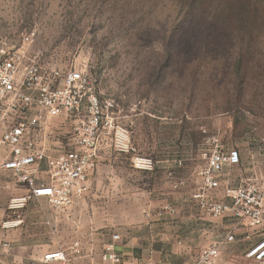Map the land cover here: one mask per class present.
Instances as JSON below:
<instances>
[{
	"label": "rangeland",
	"instance_id": "1",
	"mask_svg": "<svg viewBox=\"0 0 264 264\" xmlns=\"http://www.w3.org/2000/svg\"><path fill=\"white\" fill-rule=\"evenodd\" d=\"M242 4L257 11L245 26L219 17ZM0 38L21 53L22 63L86 75L103 123L112 119L130 132L128 152L104 136L79 214L73 218L66 209L61 232L29 237L47 239V248L64 249L72 260L50 264H107L102 255L114 234L121 264H164L155 258L156 243L168 249V258L181 255L175 245L191 237L192 222L155 214L165 200L201 187L203 150H237L242 182L264 177V0H0ZM84 114L48 118L41 140L51 153L73 147ZM137 155L153 158L154 169L136 168ZM190 170L195 177L180 179ZM1 179L24 189L9 195V205L30 191L15 175ZM224 187L209 194L212 200L223 199ZM199 191L192 190L189 201ZM18 214L24 230L15 231L16 240H28L25 229L43 227ZM161 222L172 225L164 238L155 227Z\"/></svg>",
	"mask_w": 264,
	"mask_h": 264
},
{
	"label": "built area",
	"instance_id": "2",
	"mask_svg": "<svg viewBox=\"0 0 264 264\" xmlns=\"http://www.w3.org/2000/svg\"><path fill=\"white\" fill-rule=\"evenodd\" d=\"M84 111V120L80 119L82 123L75 126L73 147L58 154L51 153L41 140L48 118L77 120ZM106 135H111L112 145L119 151L132 149L126 127L112 119L103 123L102 105L86 75L75 69L60 75L33 62L22 63L21 53L0 38V147L6 146L9 150L1 168L11 170L19 181L32 187L26 196L12 199L11 208L24 207L28 199L39 196L47 197L57 211L71 208L76 199L85 194L88 177L97 165L99 148ZM202 154L207 164L202 170L201 191L195 194L200 207L208 215L229 213L240 223L264 229V177L225 186L223 199L212 200L209 194L222 187L221 173L227 166L238 164L240 154L234 149L203 150ZM132 161L138 169L155 167L150 156L137 155ZM41 163L47 166L48 181L33 187L35 166ZM226 238L233 240L234 235L229 233ZM119 239V235L114 234L106 245L102 255L105 263H122L117 247ZM0 245L10 248L7 241H0ZM79 246L76 240L73 249L79 252ZM247 256L264 264V239ZM43 259L46 263L64 262L67 254L64 249H58L45 254ZM190 264H221L219 244L203 247Z\"/></svg>",
	"mask_w": 264,
	"mask_h": 264
},
{
	"label": "crops",
	"instance_id": "3",
	"mask_svg": "<svg viewBox=\"0 0 264 264\" xmlns=\"http://www.w3.org/2000/svg\"><path fill=\"white\" fill-rule=\"evenodd\" d=\"M8 153L9 150L6 146L0 147V240L3 239L7 241L9 235L12 236V238L11 241H7L10 244V253L7 252V249L0 247V264H50L44 261V255L49 252L56 251L58 249L47 248V246L50 245L48 244L49 242L47 239H36L31 241L29 240V237L49 236L52 233L61 232L64 223L67 222V213L54 209L55 212L53 213L55 216H53L52 213H50L52 205L47 197H32L31 199H28L24 207H21V213L32 217L30 221L31 224L35 226L40 225V227H43H41V230H35L33 232L28 229H25L26 233L22 235L28 238V240L26 241H20L19 239H15V231L18 232L19 230L23 229L22 227H20L23 220L20 218V214H18L20 210H16V208L20 207L11 208L8 204V197L9 195L12 196L17 191H24V189H22L23 187H21V185H19L21 188L17 189L15 184H12L10 182H4L1 179L3 174L14 175L11 170L1 168V163L4 159L7 158ZM240 162L235 165L227 166L223 170L220 175L222 187L237 186L242 181H244V174L242 173ZM39 172L47 174V166L45 165V163H41L35 166L34 175L36 177V182L33 187L39 186V184L48 181V179L44 178V175L40 177ZM191 176H196L192 170L184 174L182 177H180V179L186 177V180H184L188 181L189 177ZM197 177L199 182L202 184V171L199 176L197 175ZM178 180L179 178L174 181V184H177ZM29 187L31 191L32 187ZM187 187L188 186H186L185 188ZM201 187L193 188L192 190L199 191ZM174 190H176L177 193L179 192V188H175ZM192 190L190 192L185 190V194L187 196L186 198L176 197L172 198L170 202L165 200V205L161 207L159 212L155 214V216H158L160 220L185 219L191 221V237L186 238L180 241L177 245H175L176 251L180 252L181 254L177 255L175 258H168L166 256L165 253L168 252V249H166L163 244H154L155 246L153 251L155 254V258L164 260V264H190L195 260V258L200 253L203 247H206L213 243H218L220 247L221 264H259L253 257H248L247 253L257 243L264 239V229L260 227H251L246 223H240L229 213H226L222 216L208 215L200 207L198 199H195V202H191V200L189 201V194L192 192ZM30 191H28V193ZM176 192L172 191L171 193L175 194ZM219 193L221 194L222 192ZM83 197L84 196L77 198L74 205L69 210V215L73 218H75L76 215L79 214V212H77V207L78 204L83 202ZM165 207L167 209H164ZM8 217H11L12 219L10 220V222L13 223L11 225V229H7L9 226L7 225V223H9ZM155 227L156 230H160L159 234L162 236V238H164L169 233L166 229L172 227V225H169V223L164 224L161 222L160 224H156ZM54 228L56 229L55 231ZM229 233L234 235L233 240H227L226 236ZM3 252H5L6 255H2L1 253ZM67 261H72L68 254L66 261H64L63 263Z\"/></svg>",
	"mask_w": 264,
	"mask_h": 264
},
{
	"label": "trees",
	"instance_id": "4",
	"mask_svg": "<svg viewBox=\"0 0 264 264\" xmlns=\"http://www.w3.org/2000/svg\"><path fill=\"white\" fill-rule=\"evenodd\" d=\"M229 9H223L220 11L219 17L223 20L228 21H237L240 22L243 26H245L248 21L251 19V13L257 15L256 10H252L250 5L242 4L240 7L234 9L232 6H228ZM247 22V23H246Z\"/></svg>",
	"mask_w": 264,
	"mask_h": 264
}]
</instances>
